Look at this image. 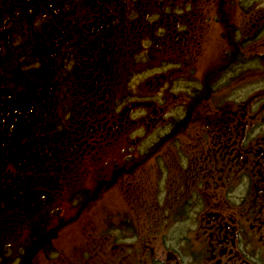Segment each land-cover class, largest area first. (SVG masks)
<instances>
[{
	"label": "flooded vegetation",
	"instance_id": "1",
	"mask_svg": "<svg viewBox=\"0 0 264 264\" xmlns=\"http://www.w3.org/2000/svg\"><path fill=\"white\" fill-rule=\"evenodd\" d=\"M135 48L167 56L163 83L148 86L182 80L190 103H182L180 120L188 125L206 101L197 121L217 136L183 131L171 162L183 174L160 184L162 164H153L147 203L134 185L120 189L125 200L98 231L78 238L73 264H264V0H0V220L9 229L29 224L11 264L55 256L58 233L47 225L59 221L68 186L82 187L91 161L107 158L109 143L121 153L116 185L138 156L119 144L139 124L129 115L144 104L129 98L137 68L128 72L123 61ZM247 92H257L255 104L236 106L235 96ZM173 123L165 120L170 148ZM189 154L227 184L207 185ZM78 189L64 197L73 206L85 197Z\"/></svg>",
	"mask_w": 264,
	"mask_h": 264
},
{
	"label": "rangeland",
	"instance_id": "2",
	"mask_svg": "<svg viewBox=\"0 0 264 264\" xmlns=\"http://www.w3.org/2000/svg\"><path fill=\"white\" fill-rule=\"evenodd\" d=\"M214 41V38L207 39L206 57L210 61H212L214 52V50L210 51V48L214 45ZM137 49H140L141 55L132 56L133 52L137 53ZM220 50V48H217L218 52H220ZM154 53L157 55V59L155 57L154 59L152 57L150 58L152 54L151 49L135 48L130 49L128 53L130 56L123 59V61L127 62L126 69L128 72H130L131 68H137L135 70L137 71V76L132 80L131 85L134 97L129 98L133 99L132 104H138L139 102H144V104L139 110L134 109L129 115L130 119L135 121L139 120V124L129 130L128 133H125L123 139L119 141V144L123 146L124 154L131 156L134 154L138 156L135 157V159L131 157V159L125 163L124 168H126L127 171L117 178V180H119V184L117 185L116 181L113 180H116L118 169L121 167H119L120 161L118 162L114 159L120 156L121 153H119V148H113L115 143H109L107 145L105 150V157L107 158L103 159L104 155L101 158L102 161L99 159L97 161L92 160L94 159L92 158L91 165L87 167L86 175H81L79 177V179H83V182L79 183V179L75 182L81 184L82 187H78L79 189L73 187L74 189L83 191L82 195L85 196L84 199L81 200V203H76L75 206L68 203L64 198L65 194L68 195L69 190H74L72 186H68L67 192L63 193L59 200V221L57 222V219L54 220V222H49L47 225V228H52L55 230V233H58L55 256L49 257L39 255L31 257L30 259H32V262H27V264H73L72 256L74 257V255L71 250H74L76 244H80L78 238L88 237V233L98 231V229L102 227L101 218H111V216L116 213L120 202L125 200L120 196V189H129L134 185L136 189L134 195L140 202L147 203L151 200L152 184L154 182L156 185L158 180L159 183L162 184L163 180L161 181V179L165 178L169 182L172 176H176L179 172L183 174L180 167L174 168L171 166L172 159L175 158L173 152H180V149H182L180 138L183 131H192L193 138H199L198 136L202 134H204L206 138H210L211 141L213 138H216V133L211 131L210 128L206 132V128L202 125L203 122H200L203 120L201 116L197 117L198 112L204 107L203 104L206 105V101L202 104L201 109L199 107L195 108V110L190 113V117L186 120V122L189 123L188 125L184 124L183 120H180L183 114L181 108L182 103L189 102L186 94L187 92L185 93L183 90L180 91L183 85L181 84L182 80L177 79L175 81L171 79L172 81L167 80L165 82L167 84L162 86H148L150 82H153L154 85L156 83L159 85V83L162 82L161 79L157 80V77L162 75L161 73L164 70L162 63L168 60L167 56L159 54L157 50H155ZM208 60H203L202 65L204 68L208 65ZM189 64L193 67H200V63L196 60L189 61ZM114 65L112 66L114 67ZM119 67L121 68L122 64H119ZM178 74L179 72L175 70L170 76H176ZM247 83H256V79L248 81ZM129 92L130 91L125 90L127 95ZM248 94L249 92H247L246 95L237 94L234 98L236 106L242 105L252 99V102L248 103V106L252 107L256 102L255 100H257V92ZM145 104L147 105L146 107L144 106ZM203 114L204 113H201V115ZM116 117L117 116L109 117L108 124H111L112 121L116 122ZM167 118L174 122L173 126L175 127L174 130L170 132L172 136V140L170 141L171 148L164 141L167 133L164 129L165 120ZM198 119L200 121H197ZM241 121H243V119H241ZM196 122H198V124H196ZM204 151L205 147L203 145L201 153L204 154ZM148 154L155 155L152 158H148ZM155 157L159 160L153 161ZM187 158L189 164L196 166L197 169L198 167L203 169V173L207 176V185L211 186L213 183L219 182V178L227 184L223 175L218 176V172L213 171L210 164H207L205 160L201 158L196 160L194 154H189ZM160 163L162 164V172L157 176V171H153L151 168L153 164L159 165ZM164 165H166L167 168H164ZM156 176L157 180L155 181L153 178ZM102 183H104L103 186ZM114 183L116 186H114ZM220 184L223 183L220 182ZM162 189L163 185L160 186V190ZM82 205H84L83 208L81 207ZM80 209L82 210L81 212L79 211ZM125 210L128 211L130 209L125 208ZM140 211L142 212L143 210L140 209ZM225 216L229 217L230 213H225ZM110 220L108 224L114 219ZM59 222L60 225L58 227ZM1 225L2 221L0 220V264H11V260L21 258L16 255V252H18L21 244L25 243L23 238L27 233L29 224L12 226L11 229ZM31 225H33L34 228L36 226V228H39L40 224L34 223ZM8 251H11L9 252V256L6 254Z\"/></svg>",
	"mask_w": 264,
	"mask_h": 264
}]
</instances>
